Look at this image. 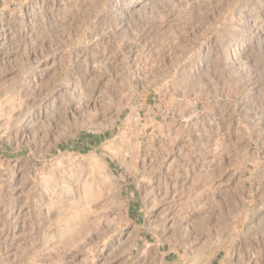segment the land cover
<instances>
[{
	"label": "rangeland",
	"instance_id": "1",
	"mask_svg": "<svg viewBox=\"0 0 264 264\" xmlns=\"http://www.w3.org/2000/svg\"><path fill=\"white\" fill-rule=\"evenodd\" d=\"M0 264H264V0H0Z\"/></svg>",
	"mask_w": 264,
	"mask_h": 264
}]
</instances>
